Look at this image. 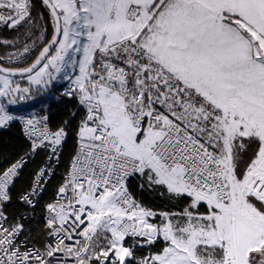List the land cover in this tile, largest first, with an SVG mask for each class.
<instances>
[{
	"label": "snow or ice",
	"instance_id": "obj_1",
	"mask_svg": "<svg viewBox=\"0 0 264 264\" xmlns=\"http://www.w3.org/2000/svg\"><path fill=\"white\" fill-rule=\"evenodd\" d=\"M17 125L0 264H264V0H0Z\"/></svg>",
	"mask_w": 264,
	"mask_h": 264
},
{
	"label": "trees",
	"instance_id": "obj_2",
	"mask_svg": "<svg viewBox=\"0 0 264 264\" xmlns=\"http://www.w3.org/2000/svg\"><path fill=\"white\" fill-rule=\"evenodd\" d=\"M58 93L51 92V98H46L42 103V107L38 113L43 114L44 110H47V113L52 118V124L55 126L56 122L63 118L65 111V104L62 103L58 98ZM71 141L69 142V144ZM21 144L20 134L18 125L14 126L8 130L2 131L0 133V157L8 155L13 151L19 149ZM68 149L66 148L65 154H67ZM62 171V169H60ZM20 182H18L19 184ZM55 183V181H53ZM39 214V209L37 210ZM31 227H37L35 223ZM35 235V233H33Z\"/></svg>",
	"mask_w": 264,
	"mask_h": 264
},
{
	"label": "rangeland",
	"instance_id": "obj_3",
	"mask_svg": "<svg viewBox=\"0 0 264 264\" xmlns=\"http://www.w3.org/2000/svg\"><path fill=\"white\" fill-rule=\"evenodd\" d=\"M61 83L64 82L61 81ZM46 98H51V92H46L43 95L37 94L35 100L21 102L19 105L15 106V110L25 114L30 112L38 113L42 107L43 101H45Z\"/></svg>",
	"mask_w": 264,
	"mask_h": 264
},
{
	"label": "built area",
	"instance_id": "obj_4",
	"mask_svg": "<svg viewBox=\"0 0 264 264\" xmlns=\"http://www.w3.org/2000/svg\"><path fill=\"white\" fill-rule=\"evenodd\" d=\"M19 128V127H18ZM8 130V129H7ZM2 131H5V130H0V133L2 132Z\"/></svg>",
	"mask_w": 264,
	"mask_h": 264
}]
</instances>
